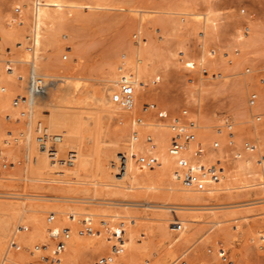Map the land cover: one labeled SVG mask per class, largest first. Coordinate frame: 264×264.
I'll return each instance as SVG.
<instances>
[{"label": "rangeland", "instance_id": "rangeland-1", "mask_svg": "<svg viewBox=\"0 0 264 264\" xmlns=\"http://www.w3.org/2000/svg\"><path fill=\"white\" fill-rule=\"evenodd\" d=\"M31 1L0 0V148L2 155L14 163L0 174V259L15 227L23 224L25 228L16 236L19 245L8 256L15 261L9 260L8 264L36 260V245L46 243L50 248L55 240L54 223L77 210L81 212L78 218L87 211H98L100 215L88 216L98 231L81 235L83 225L76 222L75 230L81 239L72 248L71 233L63 254L64 264H94L99 256L110 253L105 225L111 219H116L114 223L125 220L127 224V243L117 255L125 264H170L185 250H189L188 264H228L217 254L220 241L233 264H264V177L257 163L260 154L264 155V127L252 126L247 102L250 91L256 89L257 109L264 110V82L259 80L264 77V0H66L93 7L49 9L62 22L53 29L41 26L39 71L60 74L62 81L77 84L85 94L103 87L107 77L118 78L122 56L132 60L136 55L133 48L142 43L149 80L144 103L156 104V108L144 111L142 105L135 111L134 118L141 121L142 131L137 134L142 142L147 143L146 134L155 130L143 128L147 127L144 121L160 123L171 133L167 124L157 120L161 109L171 118L186 109L197 120L196 133L204 146L205 161L216 157L211 148L214 140L226 144L223 124L227 117L234 121L238 142L259 141L256 151L244 150L239 158L228 157L221 181L210 186L212 192L185 187L167 174L161 180L132 177L122 193L102 188L94 191L82 177L74 176L67 169L70 164L64 161L62 166L51 165L52 170L60 168L57 175L40 174L35 169L36 156L49 155L39 148L37 137L31 148L23 144L29 117L19 123L5 118V113L12 110L13 97L26 91L27 73L26 61L16 60L22 78L6 70L5 48L9 46L16 58L22 51L28 54L25 47ZM17 3L25 4L22 24L10 21ZM138 33L141 40L136 37ZM67 45L71 46L69 52ZM202 57L209 71L207 76L199 65ZM192 63L196 65L190 67ZM247 67L251 71H246ZM46 79L49 83L50 77ZM136 91L141 92V88ZM36 99L43 104L41 98ZM104 123L107 145L131 128L129 119L123 117L105 116ZM66 148L76 149L72 141ZM192 151L193 146L183 156L191 157ZM169 156L174 169L176 157ZM62 157L68 159V152ZM250 167L256 169L253 176L246 173ZM248 182L260 186L255 188ZM51 212L55 214L53 221L48 220ZM177 221L184 224L180 231L174 229Z\"/></svg>", "mask_w": 264, "mask_h": 264}, {"label": "built area", "instance_id": "built-area-1", "mask_svg": "<svg viewBox=\"0 0 264 264\" xmlns=\"http://www.w3.org/2000/svg\"><path fill=\"white\" fill-rule=\"evenodd\" d=\"M45 3V0H32L30 3V26L29 32L26 36L27 44L26 49L29 54L27 63V73H26V91L21 94H17L12 99V110L5 113V118L9 122L19 123L21 119L28 118L32 111V106L35 99L47 93L48 83L46 76L39 71L37 65L38 59V47L40 39V27L38 22V16L41 8ZM24 3H17L12 8V16L10 18L11 22L22 24L25 19L24 15ZM244 12L245 9H242ZM248 30L249 27L247 26ZM139 40H141L140 34H136ZM1 49V46H0ZM71 49L70 45L66 46V51L69 52ZM5 62L6 70L9 73L20 75V68L17 66L16 56L9 46L5 48ZM64 58H67V54H64ZM203 63L201 65V72L203 75H208V68L205 67ZM196 63L189 65L194 67ZM264 68V65H263ZM119 74L117 79V89L112 95V100L124 108H130L133 106L136 95V77L134 72V67L130 62L127 55L122 56V60L118 66ZM246 71H251L250 67L246 68ZM214 76L217 73H212ZM221 73L218 72V75ZM260 83L264 82V77H260ZM247 102L251 108V122L253 127H264V110H258L259 103V92L253 89L248 94ZM143 110L147 111L149 108H156L155 103H144ZM159 118L157 119L161 123L167 124L171 133L169 137L168 151L169 153L176 157V163L174 168V176L180 181L184 186L190 187L195 190H206L208 187L219 182L224 176L226 165L228 163V157L232 155L234 158H239L242 156V151L250 150L256 151L259 148V141L256 140H243L238 142L236 138V131L234 130V121L227 117L224 120V128L227 131L226 144L222 145L221 141L216 139L212 143V150L216 153L214 160L205 161L204 155L205 150L203 143L199 140L196 129L199 124L196 119L192 118L187 110H183L179 116L170 117L168 112L164 109L159 111ZM218 131H222V128H218ZM10 134V132H8ZM61 137L49 133H44L38 136V143L42 149H46L48 143H55ZM130 151L120 154V159L118 163H114V167L118 169L119 172L126 171L127 162L129 159H134L135 163L142 171L154 170L159 164L160 159L156 153L155 146V134L153 132H148L146 134V142L149 144V150L147 152L138 151L134 146L138 139L137 131H133L130 137ZM8 141V139H7ZM7 141L5 143H7ZM193 146V151L191 157L185 158L184 152L188 151L189 148ZM0 148V174L12 167L14 164L12 160L1 153ZM71 162V160H68ZM257 163L262 165L264 163V155L260 154L257 159ZM55 219V214L50 213L48 220L53 221ZM116 220V219H115ZM112 220L105 225V232L109 235L111 242V251L108 254L99 256L94 264H124L119 258L118 254L122 253L125 249L127 243V224L125 220L115 222ZM75 221V215L72 213L68 214L67 221L60 227L56 226L52 229L55 236V240L50 248L47 245H36L35 249L37 251L36 260H32L29 264H64L63 254L67 247V240L72 233V225ZM82 227L79 229L81 235H94L98 228L93 224V220L83 215L81 218ZM102 224V223H101ZM103 226V224H102ZM183 227L182 222L177 221L174 224V229L180 231ZM237 227V226H236ZM25 226L19 224L14 230L6 252L2 255L0 259V264L8 263V253L10 250L18 247V242L16 236L21 232ZM264 239V235L262 236ZM178 239V235H176ZM211 250V249H209ZM188 252L189 250L183 251L178 255L170 264H188ZM217 254L219 257L228 264H233V260L228 257L225 246L222 241L219 242L217 249ZM77 264H81L78 262ZM85 264V263H84ZM202 264H209L203 261Z\"/></svg>", "mask_w": 264, "mask_h": 264}, {"label": "bare ground", "instance_id": "bare-ground-1", "mask_svg": "<svg viewBox=\"0 0 264 264\" xmlns=\"http://www.w3.org/2000/svg\"><path fill=\"white\" fill-rule=\"evenodd\" d=\"M44 4L45 5L41 8L38 16L40 31L42 30V24L45 27L53 29L62 22V20L49 13V9L52 6L61 10L66 6L93 7L88 3H77L66 0H46ZM96 6L99 7L101 5ZM39 36L40 45L42 36L41 32ZM19 44L21 45L22 43ZM133 50L136 52L135 58L132 60L129 58V60L134 67L137 80L136 90L141 88V92L136 91L134 104L130 108H124L112 100V95L117 89L118 78L116 76L105 78L106 84L103 87L95 92L88 90L85 94L77 84L62 81L60 79V74H44L45 76L50 77L49 83L47 79V93L37 97L43 100L42 105L38 104L37 99H35L33 103L32 111L27 122L28 126L25 130L23 144L26 148H31L32 144L35 143L34 141L36 137L38 139V136L43 135L44 133L57 135L61 138L55 143L49 142L46 149H42L38 140H36L39 148L42 151L47 152L49 155V157L47 154L36 156L37 165L35 169L37 172L43 175H57L60 168L56 167L52 170L51 165H60L61 163L63 164L64 161V163L70 164L67 169H69L74 176L82 177L85 180L84 182H87L94 191H98L99 188H102L104 191L111 190L114 193H122L123 190L127 188V185L125 184L128 180L135 176H141L145 181L154 178L161 180L167 174H172L174 176L173 164L170 162L169 151L166 149L167 143H169L170 133L165 131L163 127H160L163 126L162 124L153 120L144 121L143 124L147 127L143 128L150 130L155 129V151L160 159L159 167H156L154 170L142 171L138 166H135L133 163V161L135 162L134 159H129L126 171L119 172L115 167L116 170L112 169L114 163L119 162L120 154L130 151V148L123 150L121 147L125 145L126 147H130L131 133L133 131H137V133L142 131L140 126L141 121L134 118V116L135 111L143 105L144 100L147 97L149 80L147 62L144 59L142 51V43L137 44ZM16 60L20 62L27 61L28 54L22 51L20 52V58L17 57ZM203 62L204 57L201 58V63ZM109 95L111 96L109 97ZM105 116L112 118L123 117L125 120L129 119L131 125V128L126 131L124 136L112 140L110 145H107L106 141L103 139L106 131V125L104 123ZM35 132H38L39 134L35 136ZM129 133L130 136L128 138L127 136ZM71 141L76 149L69 150L66 148ZM113 146L117 149L114 150ZM84 147L88 148V150L85 151ZM134 147L142 152H147L149 150V144L142 142L139 136ZM190 148L188 151H190ZM67 152L69 157L65 160L62 156ZM69 159L71 162L68 161ZM261 169V175L264 177V163L261 165ZM246 173L253 176L257 172L255 168L250 167ZM246 184L255 188L260 186L257 182H248ZM262 188L264 190V183ZM215 189H222V187H217ZM206 190L211 192L214 191L213 187H208ZM29 209L33 210V206H30ZM71 213L75 215V221L72 225L73 236L70 237L69 245L75 249L81 239V236H79L80 234H77L75 230L76 222H81V218L77 217L81 212L74 210ZM84 214L90 217L93 215H100L98 211H87ZM194 218L196 219V217ZM66 221L67 216L55 222L54 226L60 227L65 224ZM104 223L106 224L107 221H104ZM43 245L47 244L44 243ZM9 260L11 262L15 261L12 255L8 259V263Z\"/></svg>", "mask_w": 264, "mask_h": 264}]
</instances>
